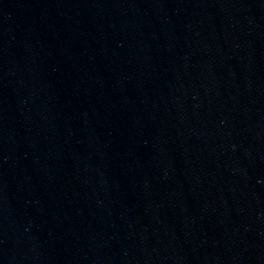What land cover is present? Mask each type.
Masks as SVG:
<instances>
[{
	"label": "water",
	"instance_id": "obj_1",
	"mask_svg": "<svg viewBox=\"0 0 264 264\" xmlns=\"http://www.w3.org/2000/svg\"><path fill=\"white\" fill-rule=\"evenodd\" d=\"M0 264H264V0H0Z\"/></svg>",
	"mask_w": 264,
	"mask_h": 264
}]
</instances>
